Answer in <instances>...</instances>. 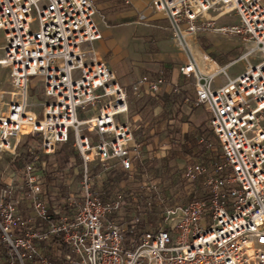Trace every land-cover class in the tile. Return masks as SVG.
<instances>
[{
    "label": "built area",
    "instance_id": "1",
    "mask_svg": "<svg viewBox=\"0 0 264 264\" xmlns=\"http://www.w3.org/2000/svg\"><path fill=\"white\" fill-rule=\"evenodd\" d=\"M149 7L169 21L186 54L178 70L195 81V103L208 113L222 160L182 165L173 187L198 182L200 198L165 206L156 226L146 220L156 214L152 194L115 190L103 201L94 184L98 172L117 168L136 176L141 149L124 118L128 93L95 48L102 33L93 0H0V65L10 70L0 153L20 156L29 137L25 152L33 158L23 172L30 212L20 214L10 187L0 194L5 264H264V0H150ZM232 17L237 25L217 26ZM206 30L243 35L249 43L217 72L222 84L200 70L188 44V35ZM236 63L243 70L232 78ZM33 77L41 85L38 104L30 101ZM147 81L152 92L165 82L139 83ZM71 138L80 159L79 195H59L51 208L35 163L57 171L40 154H56Z\"/></svg>",
    "mask_w": 264,
    "mask_h": 264
},
{
    "label": "crops",
    "instance_id": "2",
    "mask_svg": "<svg viewBox=\"0 0 264 264\" xmlns=\"http://www.w3.org/2000/svg\"><path fill=\"white\" fill-rule=\"evenodd\" d=\"M93 1L97 8L95 19L102 33L95 48L128 93L129 112L124 118L134 125L135 135L145 140L144 144L161 139L168 144L162 149L168 150V131L176 121L181 122L182 133L190 132L192 124L200 126L197 121L201 118V107L195 108V93L192 99L185 87L190 77L178 70L179 65L186 62L185 52L173 38L169 21L151 10L150 0ZM191 44L195 50L208 53L194 37ZM210 66L209 71L217 64L210 61ZM143 77L150 81L163 77L165 82L152 92L150 82L139 83ZM137 83L139 91L134 93L132 87ZM180 94L181 112L177 109ZM140 149L146 164L151 149L149 146L142 149L141 143Z\"/></svg>",
    "mask_w": 264,
    "mask_h": 264
},
{
    "label": "rangeland",
    "instance_id": "3",
    "mask_svg": "<svg viewBox=\"0 0 264 264\" xmlns=\"http://www.w3.org/2000/svg\"><path fill=\"white\" fill-rule=\"evenodd\" d=\"M94 6L95 9H97L95 3ZM238 23L239 22L237 18L232 17V18H228L227 20H220L217 23V26H225L228 24L237 25ZM194 38L200 44L202 49L205 52L206 51L208 52V53H201L200 51L195 50V48L191 44L192 38L188 40V44L190 46L191 51L192 52L198 51L200 53V63L204 64L203 67L201 65L202 69L204 68L203 69L204 71L205 70L209 71V69H211L210 61L215 62L219 67H223L229 61L238 58L249 46V43L247 42V40L243 35L224 34L212 30L200 31L198 32L197 37ZM3 39H4L3 35L0 34V59L2 58L3 55V52L1 50ZM210 56L216 61H214ZM186 60L187 57L185 55L184 61ZM216 68L217 67H215L213 70H215ZM242 70H243V65L241 63H236L234 66H232L229 69V75L232 78L236 77L238 74H240V72H242ZM9 74H10L9 68L0 65V114L6 111L7 104L9 103V99H10L5 92L10 89ZM224 81H225L224 75H219L216 78L214 84L215 85L222 84ZM185 87L189 89V96L193 99L195 93V81L192 77H190L187 80V82L185 83ZM29 94L30 96H32L30 97V101H33V103L38 104L39 102L42 101L43 97H42L39 77H33L31 79ZM181 97L182 95L180 94L178 96L177 103L182 101ZM195 99H196V94H195ZM190 107L193 108V106ZM196 107L198 106H195V108ZM32 108L37 110L38 106L35 105L32 106ZM177 109L179 112H181L180 103ZM30 110L32 113L35 114L33 109ZM199 112H201V118L197 122H200V126L196 127L194 124H192V126H190L191 127L190 131H193L195 128H199L201 130H205L208 133V136L206 137L207 139L201 138L199 140V145L203 150V154L202 157L200 159H197L195 162H202L204 164H209L212 161L213 162L220 161L222 159L220 156L217 140L213 135L211 128L209 126L208 113L203 107L199 109ZM135 139L137 140V142L142 144V149L143 146H149V148L151 149L150 158H148V164H145L143 166L144 164L143 152L140 154V161L137 160L135 163V164H139L141 162L142 164V165L140 164L136 168V171L141 168L143 169V173L141 174V176L130 177L129 174L117 168H114L116 170H112L110 175L104 171H99L98 176L94 180L95 188L99 192H101L104 186L111 185L110 193H113L115 190H123V189L131 190L136 193L138 190H141L139 194H141L142 196L148 198L152 194L155 195L154 197L155 199H157L158 202H161V200H163V196H162L163 187H162V183H160V176L162 173V166L160 159L167 150V149L163 150L162 147L168 144L161 139L152 140L150 141V143L144 144L145 140L142 141L136 135H135ZM23 140L25 141V143L19 146L20 156L12 158L7 154L0 153V184L5 185L6 187H10L13 190L11 197L18 201L20 214L26 216L30 212V208L25 207V202L27 198L26 193L28 189L25 184V178L23 172L25 171V167L32 162L33 158L30 153L25 152L26 147L28 146V143L31 139L29 137H24ZM70 142H72V138L70 139ZM169 146H171L170 139H169ZM71 149L73 151V154L69 158V160L66 159V156L62 153L61 148L59 152L51 156L45 157L40 154L41 157L40 159H42L41 161L49 164L48 161L51 160L52 165L57 164L58 166L57 171H55L53 167H51V169L49 170L44 171L41 169V165H40L42 164V162L40 164L35 163V168H36L35 172L40 176L43 185L42 189L45 191L43 197L45 198L46 202L50 205L51 208L53 206L58 205L57 202L59 200L58 198L59 195H61V197H64L67 196L69 192L74 193L75 197H78L79 195L80 161L74 152L72 143H71ZM34 151L36 152L37 150ZM59 160L62 161V164L64 163L63 164L64 168L59 167L58 165ZM61 170H63V172ZM136 171L135 173H137ZM144 183H146L147 186L146 188L141 189L140 187ZM148 186L149 187L154 186L155 188L150 191L151 188L149 189ZM147 188L149 190H147ZM188 189L189 188L186 186V184H183L182 186H178L176 188L173 187L172 197H169L167 201L168 202L167 206L185 204L188 201V196H187L189 191ZM152 191L154 193H152ZM159 194L160 196L158 197ZM154 208L156 209V214L152 216H148L146 220L149 224H153V226H156L158 222H160L162 219L163 208L162 207H157V208L154 207ZM61 211L67 212L64 205H62ZM67 213L72 214L73 211ZM0 247L4 248L1 245Z\"/></svg>",
    "mask_w": 264,
    "mask_h": 264
},
{
    "label": "trees",
    "instance_id": "4",
    "mask_svg": "<svg viewBox=\"0 0 264 264\" xmlns=\"http://www.w3.org/2000/svg\"><path fill=\"white\" fill-rule=\"evenodd\" d=\"M213 60L216 61L215 59ZM168 136L170 139L171 146L168 150L165 151V153L160 159L162 166L160 183H162V187H163L162 189L163 200H161V202H158L157 199H155L154 195L151 197L152 203L156 208L157 207L164 208L165 206H167L168 204L167 201L169 197H172V189H173L172 176L181 167V165L187 163L188 161L195 162L197 159H200L202 157L203 150L199 145V140L201 138L207 139L206 137L208 136V133L205 130H201L199 128H195L193 131L190 132L182 133L181 122L176 121L172 126V128L168 131ZM71 143L72 142L69 141L63 144L61 147L62 153L66 156L67 160H69V158L73 154V151L71 149ZM48 162L51 165L52 161L49 160ZM63 164L62 161L59 160L58 165L60 168H64ZM146 164H148V162ZM136 172H137L136 176L139 177L143 173V169L142 168L138 169ZM5 187H6L5 185L0 184V194L2 190L5 189ZM110 190H111V185L104 186L103 190L101 191V198L103 201L107 200ZM187 196H188V201L200 198L198 182L194 187L189 189ZM132 237H133L132 235H128L129 240ZM8 259H9L8 250L0 247V264H5Z\"/></svg>",
    "mask_w": 264,
    "mask_h": 264
},
{
    "label": "bare ground",
    "instance_id": "5",
    "mask_svg": "<svg viewBox=\"0 0 264 264\" xmlns=\"http://www.w3.org/2000/svg\"><path fill=\"white\" fill-rule=\"evenodd\" d=\"M194 37V35H188L187 36V40H189L190 38ZM195 59L197 60V63H198V66L200 68V70L204 73V74H207V75H213L215 74L216 78L218 77V73L220 70H223V67H219L217 66V68L213 71H204L201 67V63H200V53L198 51L196 52H192ZM29 114L32 115V116H35L34 113L31 112V110L29 109Z\"/></svg>",
    "mask_w": 264,
    "mask_h": 264
}]
</instances>
